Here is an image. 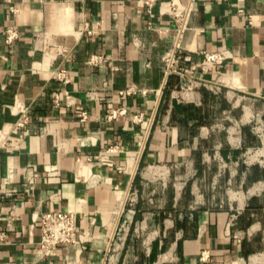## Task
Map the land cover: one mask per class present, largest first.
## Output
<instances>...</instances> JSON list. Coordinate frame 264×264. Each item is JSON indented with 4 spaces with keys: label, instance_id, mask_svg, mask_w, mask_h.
<instances>
[{
    "label": "crops",
    "instance_id": "0c3cea01",
    "mask_svg": "<svg viewBox=\"0 0 264 264\" xmlns=\"http://www.w3.org/2000/svg\"><path fill=\"white\" fill-rule=\"evenodd\" d=\"M260 130L264 0H0V264H264Z\"/></svg>",
    "mask_w": 264,
    "mask_h": 264
},
{
    "label": "built area",
    "instance_id": "2783aa9c",
    "mask_svg": "<svg viewBox=\"0 0 264 264\" xmlns=\"http://www.w3.org/2000/svg\"><path fill=\"white\" fill-rule=\"evenodd\" d=\"M8 4L12 3V0H6ZM17 37V32L10 30L8 34V40L12 41ZM218 55H207L208 61L218 60ZM93 60V59H92ZM172 72L171 70L169 71ZM61 78H64V81L68 82L67 75L64 73L60 74ZM133 93V91L122 92V96ZM59 102V99H56V103ZM122 110H116L110 116V118H116L122 114ZM27 118L24 120L26 121ZM86 117L83 115V120ZM77 223L78 218L74 213L68 212H48L42 215L41 217V228H42V237L40 242V247L44 251L54 249L60 245H67L74 243L77 233ZM2 237L0 235V241Z\"/></svg>",
    "mask_w": 264,
    "mask_h": 264
},
{
    "label": "water",
    "instance_id": "95a60500",
    "mask_svg": "<svg viewBox=\"0 0 264 264\" xmlns=\"http://www.w3.org/2000/svg\"><path fill=\"white\" fill-rule=\"evenodd\" d=\"M137 169H138V167L136 168V171H135V174H134V177H133L132 183H133V181H134V178H135V175H136ZM132 183H131V186H132ZM118 223H119V222H118ZM117 227H118V224H117V226H116V230H115V232H114V235H113V237H112V239H111L110 246H109V249H108V252H107V254H106V257H105V260H104V263H103V264H106V261H107V258H108V254H109V252H110V248H111V246H112V243H113V241H114V237H115V234H116V231H117Z\"/></svg>",
    "mask_w": 264,
    "mask_h": 264
},
{
    "label": "rangeland",
    "instance_id": "374dc122",
    "mask_svg": "<svg viewBox=\"0 0 264 264\" xmlns=\"http://www.w3.org/2000/svg\"><path fill=\"white\" fill-rule=\"evenodd\" d=\"M259 133H260V135L264 134V130H263V131L260 130ZM114 259H115L114 256L110 257L109 260H108V262H107V264H113V260H114Z\"/></svg>",
    "mask_w": 264,
    "mask_h": 264
},
{
    "label": "bare ground",
    "instance_id": "6f19581e",
    "mask_svg": "<svg viewBox=\"0 0 264 264\" xmlns=\"http://www.w3.org/2000/svg\"><path fill=\"white\" fill-rule=\"evenodd\" d=\"M122 209H123V206H122ZM122 209H121V211H122ZM116 223H117V221H116ZM117 225V224H116ZM116 228V227H115ZM107 264V263H106Z\"/></svg>",
    "mask_w": 264,
    "mask_h": 264
}]
</instances>
